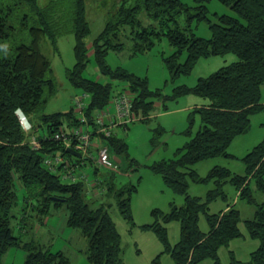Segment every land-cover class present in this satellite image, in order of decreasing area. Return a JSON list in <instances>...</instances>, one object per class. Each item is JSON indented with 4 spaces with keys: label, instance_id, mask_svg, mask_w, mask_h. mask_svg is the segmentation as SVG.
I'll return each instance as SVG.
<instances>
[{
    "label": "trees",
    "instance_id": "obj_1",
    "mask_svg": "<svg viewBox=\"0 0 264 264\" xmlns=\"http://www.w3.org/2000/svg\"><path fill=\"white\" fill-rule=\"evenodd\" d=\"M211 1L193 0V5H187L181 0H111L106 23L88 48L85 38L90 27L84 0H48L45 5H40L38 0H0V263L8 249L20 243L12 232L16 218L13 214L16 175L27 192L25 208L32 202L35 209L32 218L41 220L51 209L65 205L68 227L79 229L88 240L87 264H126L121 257L120 234L105 205L88 201L84 183L63 181L43 165L44 158L55 152L70 159L66 149L49 137L61 128L79 126L80 122L72 105L65 112H42L55 96L57 84L51 63L41 52L40 42L46 38L56 50L57 39L72 34L75 62L66 69L65 76L72 87L88 95V118L123 90L130 93L132 112L139 121L149 119L154 103L161 99L159 90L149 88L146 77L108 65L109 53L128 49L130 57H137L150 52L165 39L174 49L170 55H162L172 82L190 75L200 59L227 54L237 58L209 76L198 78L192 86L183 84L173 88V99L192 95L207 104L190 113L188 126L183 131L189 139L174 152L173 158L159 160L148 168L160 175L175 194L183 196L184 204L178 207L171 203L168 212L153 210V223L140 228L156 235L174 264H200L206 259L220 264L218 250L241 235L238 224L243 221L249 236L259 242L257 250L250 255L249 264H264V203H258L254 194L256 191L264 193V131L261 141L241 158L244 175L218 166L205 177L194 170V166L204 160L235 159L228 152L231 143L249 131L253 115L264 111L260 100L264 84V0H216L233 15L214 14L213 21L208 17ZM141 12L150 23L140 22ZM182 15L183 26L179 23ZM200 23L208 24V38L193 34L192 28ZM90 61L100 76L125 86L114 90L110 82L85 77ZM17 111L28 119L31 132L22 129ZM194 115L199 116L201 127L192 134ZM153 132L151 143L157 146L165 130L159 126ZM32 134L41 143L38 150L28 142ZM44 137L48 139L43 140ZM104 142L110 156L126 153V144L117 136ZM93 173L96 175L97 170ZM116 178V174L108 172L105 194L114 198L122 218L134 227L131 197L137 187L128 183L117 188ZM191 182L212 183L214 187L204 198L192 197L188 194ZM227 184L238 192V204L244 202L254 208L252 216L242 220L240 209L235 205H228L221 214L208 213L212 201L217 198L226 201L224 186ZM201 214L210 227L208 234L199 229ZM172 221L180 224V238L174 246L170 245L164 226ZM25 248L28 253L23 264H69L60 251L52 252L41 246ZM152 264H159V258Z\"/></svg>",
    "mask_w": 264,
    "mask_h": 264
},
{
    "label": "rangeland",
    "instance_id": "obj_2",
    "mask_svg": "<svg viewBox=\"0 0 264 264\" xmlns=\"http://www.w3.org/2000/svg\"><path fill=\"white\" fill-rule=\"evenodd\" d=\"M47 1L48 0H38V3L40 5H45ZM181 1L184 4L193 5V0ZM84 2L86 7V19L90 27V33L85 38V42L87 47L90 48L93 40L99 35L106 23L107 13L111 8V0H84ZM208 12V17L211 21L214 20V14L233 15L229 8L221 5L216 0L211 1L208 4ZM138 18L143 25L151 22L144 12H141ZM179 23L183 26V15L179 18ZM192 32L196 37L208 38L210 36L207 23L195 25L192 28ZM74 44L75 39L72 34H66L59 37L57 39L56 50L46 38H43L40 42L41 51L51 63L53 77L57 84V92L45 105L42 111L44 113L52 114L69 110L72 105L73 96L76 93H80L69 84L65 76L66 69L71 68L75 62L73 53ZM173 51L174 49L167 43V41L162 39L146 54L138 55L137 57H130L128 49H125L121 53H109L106 62L111 67L120 66L139 77H146L149 88L153 91L159 90L161 93V99L157 101L160 106L153 107L152 114H154L155 111H172L173 109H178L179 107L184 106L187 102L189 103L185 97L173 99V88L181 84L194 85L198 77H205L219 67L218 65L210 66V63L207 62V66L205 65L203 68V62L200 61L190 75L179 77L172 82L169 73L163 64L162 55L168 56ZM95 68L93 61H90V64L87 65L84 71V76L101 82H110L114 90L120 89L119 82L110 81L107 77L100 76ZM260 100L261 103L264 102V84L260 89ZM191 112V110L168 112L162 117L153 116L145 121H136L129 124L127 129H123L124 131L120 129L116 132L117 136L126 144L127 149L126 153L115 154V157H111H113L112 159L114 161L121 164V167L123 165L128 167L129 163L133 162L134 168V170H130V177H124V174H119L116 178V182L121 185L130 182L138 188V192L133 193L132 195L131 214L134 222L139 226L150 225L153 223V210L159 209L162 212H168L170 209V203L177 206L183 202V196L175 194L168 186H166L161 176L153 173L148 166L162 159L173 158L174 152L181 148L189 139L182 132L188 126L189 115ZM159 126L165 130V133L162 135L161 139H159L160 143L157 146H154L151 143L154 136L153 130ZM200 127V118L198 115H194L191 124L192 134H195ZM263 131L264 111L251 117L249 132L245 136L237 138L232 149L229 151L236 154L237 157H241L246 151H248V149H251L261 141ZM70 159H74V157L70 156ZM210 162L213 165H224L229 167L230 170H235L240 166L241 159H211L210 161H205V163H199L196 167L199 168V172L204 174L212 166ZM208 164L211 166H208ZM16 177L17 176L15 175L13 181L16 196L13 206V214H15L16 218L12 223V232L14 236L19 237L20 243L18 246H13L8 249L3 255L0 264H23L26 254L28 253L25 246L28 248H32V246H41L52 252L60 251L65 257H67L69 264H87L88 241L80 230L72 229L66 225L68 210L65 205L51 210L50 214L43 217L41 220L32 218L35 209H33L32 202H29L28 206L25 208L26 205L24 198L27 192ZM139 181H141L140 186ZM210 184L211 183H192L190 184V191L195 195H203ZM91 189L94 190V188ZM99 189V193L103 196L105 190L101 187H99ZM226 189L229 192L233 191L230 185H228ZM92 190H89L88 193L86 192L89 202L95 200V195H93ZM263 197L264 194L262 193H257L255 196L258 200ZM100 200L98 199L95 203L98 205ZM238 205L243 208H249L247 207L249 205L244 202H239ZM114 210L116 214H119L117 207L113 209L111 206L109 212L115 217ZM118 214L117 225L118 227H121V257L123 262L126 264L130 262L132 264H151V260L157 254L155 248L156 245L154 244L159 245L155 234L152 231H136L137 229L134 228H137V226L133 227L132 229H134L136 233L133 235L132 239L137 243L135 249L131 243V238L121 225H126L127 222L125 223L120 217L121 215L119 214L120 216H118ZM242 215H246V212L244 211ZM178 228L179 227L176 223L170 225L169 234L171 240H177ZM128 229H130V227H128ZM152 240L155 242L153 243Z\"/></svg>",
    "mask_w": 264,
    "mask_h": 264
},
{
    "label": "built area",
    "instance_id": "obj_3",
    "mask_svg": "<svg viewBox=\"0 0 264 264\" xmlns=\"http://www.w3.org/2000/svg\"><path fill=\"white\" fill-rule=\"evenodd\" d=\"M88 95L76 93L72 98V106L80 125L68 129L61 128L49 140L59 143L62 148H70L80 153V158L69 159L60 152L47 155L43 160L44 167L52 174L60 176L69 183L82 182L86 186L93 183L87 173L86 164L116 175L124 174L120 166L111 158L108 146L104 140L113 136L114 128L139 121L132 112V99L127 90L114 94L109 104L101 110H95L91 118L86 116ZM17 116L22 129L28 133L32 126L21 111ZM97 138V141H94ZM48 139L44 137L43 140ZM29 144L33 149L41 148V143L35 135H31Z\"/></svg>",
    "mask_w": 264,
    "mask_h": 264
},
{
    "label": "crops",
    "instance_id": "obj_4",
    "mask_svg": "<svg viewBox=\"0 0 264 264\" xmlns=\"http://www.w3.org/2000/svg\"><path fill=\"white\" fill-rule=\"evenodd\" d=\"M41 49V48H40ZM42 52V51H41ZM90 54H92V51L90 50L89 51V55ZM44 55V54H43ZM230 55V56H229ZM45 56V55H44ZM237 60V58L234 56V55H232V54H227V55H224V56H216V57H210V58H208V59H200L197 63H199L200 61H202L203 62V68L205 67V65L207 66V62H209L210 63V66H212V65H214V66H219L215 71H217L218 69H220V68H222V67H224V66H226V65H229V64H231V63H233V62H235ZM196 67H197V64L195 65ZM213 66V67H214ZM118 67V66H117ZM195 68V67H194ZM96 69V68H95ZM96 71H97V69H96ZM214 71V72H215ZM213 73V72H212ZM210 75V74H209ZM209 75H207V76H209ZM207 76H205V77H207ZM201 78L203 77V76H200ZM200 77H198V78H200ZM97 79V78H96ZM99 81V80H98ZM101 82V81H100ZM103 83H106V81L105 82H103ZM125 86L123 83H120V86L119 87H121V86ZM181 85H183V84H181ZM186 85V84H185ZM123 86H122V88H123ZM188 86H192V85H188ZM186 99H187V101H189V103L187 102L184 106H181V107H179L178 109H173L172 111L170 110V111H166V112H164V111H161V112H157V111H155V113L154 114H150L149 115V118H151V117H158V116H160V117H162V116H164V115H166L168 112H179V111H193L194 110V108H198V107H201V106H203V105H206L207 103L205 102V101H203V100H201V99H199V98H197V97H195V96H192V95H190V96H184ZM264 103V102H263ZM155 106H160V104H159V102L158 101H156L155 103H154V107ZM163 106V105H162ZM156 115V116H155ZM187 128V127H186ZM120 129H125L123 126H118V127H116V128H114V131H113V134L115 135V136H117V134H116V132H118V130H120ZM127 129V128H126ZM124 131V130H123ZM249 132V131H248ZM247 132V133H248ZM125 133V132H124ZM183 133V132H182ZM247 133H245V134H243V135H240V136H238V137H236L234 140H233V142L231 143V145H230V147H229V149H228V152L230 153V154H232L233 156H235V158H242V157H244L251 149H248V151H246V153L244 154V155H242L241 157H237V155L236 154H234V153H231L229 150L230 149H232V146L234 145V143H235V141H236V139L237 138H239V137H243V136H245ZM117 138H119L118 136H117ZM94 141H97V138L94 140ZM243 141H245V140H243ZM260 142V141H259ZM243 143V142H242ZM258 144V143H257ZM256 144V145H257ZM239 147V146H238ZM240 148V147H239ZM111 156H113V157H115V154L114 153H111ZM113 157H111V158H113ZM215 159H217V158H215ZM225 159H228L229 160V158H225ZM211 159H208V160H204V161H201V162H203V163H205V161L207 162V161H210ZM116 162V161H115ZM201 162H199V163H201ZM117 163V162H116ZM199 163H197L196 165H198ZM209 163V162H208ZM119 166H120V168L122 169V171L124 172V177H130L131 176V169H133L134 170V168H133V162L131 163H129V165H128V167L127 166H125V165H123L122 167H121V164H119V163H117ZM210 164H212L211 162H210ZM210 164H208V166H211ZM196 165L194 166V170L196 171V173L200 176V177H205L207 174H208V172L213 168V167H215V166H218V167H224V168H227V169H229V167H227V166H224V165H216V164H212V166L208 169V171H206V173H201V172H199V168L198 167H196ZM86 170H87V173L89 174V178H90V180L94 183L93 185L94 186H92V184L91 185H89V186H86L85 187V190H86V192L88 193L89 192V190H92L91 188H94V190H92L93 191V195H95L94 197H95V202L99 199H101L100 200V203H98L99 205L100 204H102V205H105V207L108 209V212H109V209H111V206H112V208L114 209V208H116L117 206H116V202H115V200H114V198L113 197H111V196H106V194H104L103 196L101 195V193H99V187H101L102 189H104V190H106L107 189V187H106V183H107V181H108V179H107V177H108V172L107 171H104V170H102V169H99V168H96L93 164H91V163H88V164H86ZM97 170V173H96V175H94V173H93V171L94 170ZM230 170V169H229ZM231 172H233V173H235V174H237V175H244L245 174V165L241 162V164H240V166H238L235 170H230ZM118 176V175H117ZM162 178V177H161ZM140 183H139V186H140V184H141V181H139ZM164 182V181H163ZM130 183V182H129ZM193 182H191L190 184H192ZM115 184H117L116 185V187L117 188H120V186H123V185H126V184H123V185H121V184H119V183H115ZM132 184V183H131ZM190 184H189V190H188V194L190 195V196H192V197H200V198H204L205 196H206V194H207V192L208 191H210L211 189H213V184L211 183L210 184V186L208 187V189L205 191V193L203 194V195H195V194H193L191 191H190ZM193 184H200V183H193ZM209 184V183H208ZM229 184H227V185H225L224 186V192H225V194H226V197H227V199H226V201H223L222 199H220V198H217L216 200H214V201H212L209 205H208V213L209 214H221V213H223V212H225L227 209H228V205H230V206H232V205H235V206H237V207H239V209H240V212H241V216H242V220H244L243 218H249L250 216H252V214H253V212H254V208L253 207H249V208H243L242 206H240V205H238V192L237 191H235L234 190V188L231 186V188H232V190L233 191H231V192H229L226 188H227V186H228ZM138 186V187H139ZM254 186V185H253ZM254 188V187H253ZM255 189V188H254ZM97 191V192H96ZM106 192V191H105ZM138 192V188H136V191H135V193H137ZM257 193H260V192H258V191H256V192H254V194H255V196L257 195ZM262 194H264V193H262ZM256 199V198H255ZM109 201V202H108ZM256 201L258 202V203H264V197L263 198H261L260 200H258V199H256ZM108 202V203H107ZM131 204H132V197H131ZM173 204V203H172ZM184 204V197H183V202L180 204V205H177L178 207H180V206H182ZM170 205H171V203H170ZM175 205V204H174ZM176 206V205H175ZM246 207V206H245ZM248 207V206H247ZM118 209V208H117ZM51 210H53V209H51ZM246 212V215H242L243 214V212ZM110 213V212H109ZM114 213H115V210H114ZM118 214V213H117ZM117 214L115 213V217L110 213V217H111V219H112V221L114 222V224H115V226H116V229H117V231H118V233L120 234V237H121V241H122V235H121V227H118V225H117V221H118V217H117ZM120 214V213H119ZM118 214V216H120ZM121 218H122V216H120ZM67 219H68V216H67ZM67 219H66V225H67ZM123 219V218H122ZM124 220V219H123ZM125 221V220H124ZM133 222H134V220H133ZM125 223H126V221H125ZM135 223V222H134ZM172 223H176L177 225H178V236H177V240L175 241V240H171V238H170V234H169V227H170V225L172 224ZM122 225V227L124 228V230H125V232L128 234V236L131 238V243L133 244V247H135V249H136V247H137V243H136V241H134L133 239H132V237H133V235H135V231H134V229H137L136 231H140V232H142V229L140 228L141 226H139V225H137L136 223H135V226L134 227H136L137 226V228H134V229H132L133 227H131L130 225L128 226V224L126 223V225H124V224H121ZM124 225V226H123ZM68 226V225H67ZM164 226H165V228L167 229V233H168V240H169V243H170V245L171 246H174V245H176L177 243H178V241H179V238H180V224L178 223V222H176V221H172V222H170V223H167V224H164ZM198 226H199V229H200V231L202 232V233H204V234H208V232L210 231V227H209V225H208V222H207V220H206V218H205V216L204 215H200L199 216V221H198ZM128 227H130V229H128ZM238 227H239V230H240V236L239 237H237V238H234L233 240H231L230 242H229V244H228V246L227 247H222V248H220L219 250H218V258H219V260H220V264H233V261L235 262L234 264H249L250 263V255L254 252V251H256L257 250V248L259 247V242L257 241V240H255V239H252L250 236H249V234H248V232H247V230H246V228H245V226H244V224H243V221H241L239 224H238ZM72 229H75V228H72ZM79 230V229H78ZM144 232H150L149 230H143ZM139 235V234H138ZM150 238H152L151 236H149ZM155 237H156V235H155ZM86 238V237H85ZM157 238V237H156ZM87 239V238H86ZM153 239V238H152ZM158 240V239H157ZM88 241V240H87ZM153 241V240H152ZM155 241H153V243H154ZM158 242H159V240H158ZM154 245H156L155 246V248H156V251H157V254L155 255V257L151 260V264H152V261L155 259V258H159V264H174L173 263V261H172V259H171V257H170V255L169 254H167V253H164V248H163V246H162V244L159 242V245H157V244H154ZM88 248V247H87ZM137 254H138V251H137ZM140 254V253H139ZM232 257H233V259H232ZM128 263V262H127ZM128 264H132L131 262L130 263H128ZM200 264H214V262L212 261V260H210V259H206V260H204V261H202Z\"/></svg>",
    "mask_w": 264,
    "mask_h": 264
},
{
    "label": "water",
    "instance_id": "obj_5",
    "mask_svg": "<svg viewBox=\"0 0 264 264\" xmlns=\"http://www.w3.org/2000/svg\"><path fill=\"white\" fill-rule=\"evenodd\" d=\"M66 152L75 158H80V156H81L80 153H78V152H76L70 148H67Z\"/></svg>",
    "mask_w": 264,
    "mask_h": 264
}]
</instances>
